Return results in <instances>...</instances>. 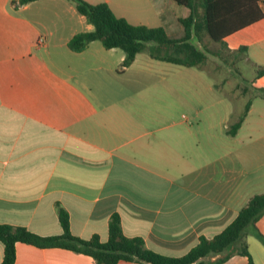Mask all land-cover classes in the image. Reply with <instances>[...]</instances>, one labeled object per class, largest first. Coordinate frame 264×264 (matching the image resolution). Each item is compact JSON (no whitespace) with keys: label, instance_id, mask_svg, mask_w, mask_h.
Masks as SVG:
<instances>
[{"label":"crops","instance_id":"crops-1","mask_svg":"<svg viewBox=\"0 0 264 264\" xmlns=\"http://www.w3.org/2000/svg\"><path fill=\"white\" fill-rule=\"evenodd\" d=\"M14 1L0 0L1 224L60 234L63 208L72 234H97L105 242L109 218L117 212L126 236L180 256L200 236L221 232L251 196L264 192V126H246L257 110L254 101L231 135L233 110L214 82L209 106L189 98L182 111L179 95L167 108L160 73L174 63L144 50L123 67L124 51L99 40L73 51L69 39L93 25L72 0ZM85 1L106 2L116 16L161 26L171 38L184 36L180 20L191 12L174 0ZM256 5L263 17L233 18L235 28L223 33V44L202 27L192 40L201 46L207 38L229 52L245 47L252 70L264 67V3ZM251 84L264 88V73L254 72ZM223 102V113L210 107ZM258 109L264 112V106ZM256 226L264 235V214ZM246 241L254 264H264V245L254 235ZM2 258L0 242V263ZM14 264L100 263L81 252L18 242ZM221 264H247V258L235 254Z\"/></svg>","mask_w":264,"mask_h":264},{"label":"trees","instance_id":"trees-1","mask_svg":"<svg viewBox=\"0 0 264 264\" xmlns=\"http://www.w3.org/2000/svg\"><path fill=\"white\" fill-rule=\"evenodd\" d=\"M35 0H16V5ZM77 11L84 15L93 30L78 32L68 41V47L80 52L94 40H99L105 48H120L125 57L123 67H128L135 56L147 50L157 60L166 61L185 67H195L206 63V53L192 40V33L204 28L209 37L222 42L223 33L233 29V18L249 16L252 19L263 17L259 12L257 0H174L190 8L191 12L180 21L185 27L181 38H171L161 26L149 27L132 24L125 18L116 16L106 2L90 3L85 0H72ZM201 13L198 14V8ZM232 26V27H231ZM235 28V27H234ZM246 48L240 47L234 54H244ZM264 73V67L257 68L256 75ZM258 93L264 98V88ZM247 101L244 111L231 124L228 133L234 135L244 120L249 109ZM264 214V192L251 196L238 211L234 219L219 233L211 238L200 236L198 242L180 256H169L145 245L140 236L128 237L121 229L119 213H113L108 223V239L102 242L97 234L88 239L80 238L70 231L69 214L59 208L58 218L62 233L40 235L23 226L0 223V242L3 244V258L0 264H14L16 243H26L38 248L58 247L81 252L91 256L100 264H117L120 261H135L143 264H221L232 255L247 258V264H254L248 251L246 238L254 235L264 245V235L257 228V221ZM219 257L210 261L212 256Z\"/></svg>","mask_w":264,"mask_h":264},{"label":"rangeland","instance_id":"rangeland-1","mask_svg":"<svg viewBox=\"0 0 264 264\" xmlns=\"http://www.w3.org/2000/svg\"><path fill=\"white\" fill-rule=\"evenodd\" d=\"M196 3H199V0H196ZM199 43L201 46L198 47L207 55L205 64L190 69L176 64H170L166 68H161V78L166 80V84H161L162 91L165 93L164 106L173 108L174 99L177 100L180 95L182 101L179 99V102L181 101L182 103V111L189 108V105L186 103L188 102L187 100H190L189 98L198 101L199 107H207L211 104L207 94L212 92L209 91L208 86L214 82L215 87L219 89L217 94L219 96L220 94H224L229 97H225L229 100V108L231 111L233 110V115L229 116L227 122L229 127L243 113L245 105L249 100L254 101L257 110L251 113L246 126H264V112L262 113L258 109L264 106V99L255 98L254 95L258 91L251 84L254 72L256 74L257 70H252L253 68L245 61L243 54H234L225 50L220 45H213L207 38H203ZM190 79L195 80L192 81L191 85L188 84ZM212 94L217 96L214 93ZM226 105L227 102H223L210 107L214 111L223 113L227 110V108L224 110V106ZM232 116L235 119H232ZM222 125L224 123H221ZM244 134L247 135V132Z\"/></svg>","mask_w":264,"mask_h":264},{"label":"built area","instance_id":"built-area-1","mask_svg":"<svg viewBox=\"0 0 264 264\" xmlns=\"http://www.w3.org/2000/svg\"><path fill=\"white\" fill-rule=\"evenodd\" d=\"M261 2L264 3V0H261ZM42 41H43V37L41 36L38 38L37 43L40 44L42 43Z\"/></svg>","mask_w":264,"mask_h":264}]
</instances>
